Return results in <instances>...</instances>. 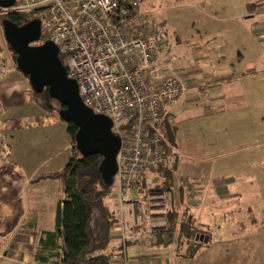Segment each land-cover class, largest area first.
Here are the masks:
<instances>
[{
  "label": "crops",
  "instance_id": "0c3cea01",
  "mask_svg": "<svg viewBox=\"0 0 264 264\" xmlns=\"http://www.w3.org/2000/svg\"><path fill=\"white\" fill-rule=\"evenodd\" d=\"M157 1L161 8L162 2ZM195 1L197 5L203 2ZM153 6L150 0L140 1V9H145L162 33L160 56L166 44L169 47L174 40L192 47L191 53V48L176 49L182 59L175 58L179 65L173 71L182 77H193L180 104L185 109L190 107L185 111L204 109L202 116L212 117L215 129L229 130L228 122L232 121L236 130L238 98L242 100L249 90L264 89V0H229L221 10L227 25L222 31L215 23L217 16L202 7L198 12L201 23L196 21L195 35L187 40L170 37L165 30L167 20L164 16L161 20L154 19L152 13H157V7ZM224 35L227 37L223 38ZM3 73L0 77V264H61L64 241L57 233L60 183L48 177L38 178L55 174L67 165L72 155L67 124L57 113L47 114L34 103L29 80L13 65H4ZM164 116L174 126L173 114ZM250 118L254 119L253 114ZM176 139L179 146L177 131ZM178 151L175 148L179 154ZM215 170L213 164L197 168V175L203 176L191 178L197 184L192 198L187 200L203 211L201 219L195 218L198 227L208 228L212 235L208 245L205 243L191 257L184 243L163 239L143 228L139 240L123 243L112 196L118 221L112 228L110 249L122 246L123 253L112 257L110 264H227V261L233 264L236 259H229L230 251L221 243L225 234H235L239 241L250 238L252 245L255 243L252 248L258 247V239L264 235V217L259 219V214L247 204L238 205L247 202L243 195L250 191L240 189L241 181L253 178L233 177V174L214 177ZM178 180L174 179L177 201L180 200ZM218 224L217 230H211ZM245 235L251 236L243 238ZM229 240L225 243L234 245ZM255 250L251 260L257 264L263 258L259 247Z\"/></svg>",
  "mask_w": 264,
  "mask_h": 264
},
{
  "label": "built area",
  "instance_id": "2783aa9c",
  "mask_svg": "<svg viewBox=\"0 0 264 264\" xmlns=\"http://www.w3.org/2000/svg\"><path fill=\"white\" fill-rule=\"evenodd\" d=\"M141 0H15L0 13H28L41 22V40L53 42L80 97L96 114L108 116L121 139L113 197L124 243L140 229L166 231V193L130 196L166 158L157 125L183 98L191 81L160 61L162 33L140 13ZM0 62V77L3 76Z\"/></svg>",
  "mask_w": 264,
  "mask_h": 264
},
{
  "label": "rangeland",
  "instance_id": "374dc122",
  "mask_svg": "<svg viewBox=\"0 0 264 264\" xmlns=\"http://www.w3.org/2000/svg\"><path fill=\"white\" fill-rule=\"evenodd\" d=\"M160 1L162 2L161 8L158 7L159 2L157 0H150V3L154 5L153 7H157V13L152 14L154 15V19L159 18L161 20L164 16L165 20H167L165 30H167L170 37L174 38L178 36L182 40L191 39L195 35L196 21L198 24L201 23L198 21V16L200 15L198 12L202 7L206 8L210 14L217 16L214 20H217L215 23L218 29L220 28L222 31L227 26L224 22L226 17L224 16V12L221 14V10L227 5L229 0H203V2L198 5V2L195 0H182L181 2H177V0ZM140 11L141 14L145 16L149 15L145 12L144 8H141ZM5 15L6 14L0 13V48L2 49L0 62L2 66H4L6 62V65L13 64V56L6 45L1 27V22ZM226 37L225 35L223 36V38ZM226 45L228 44L226 43ZM180 46L185 47L186 50L191 48V53L192 47H190V44H183L181 42L176 43L175 40L169 43V47L166 44L164 50H161L160 61L164 66H170L171 70H175L176 66L179 65L175 58H177V60L182 59V57H178L176 54V49ZM4 60L7 61L4 62ZM182 61L184 64L185 60ZM184 78H188L191 82L193 81V77ZM245 80L241 81L244 85ZM255 91L252 99L250 97V99L246 100L248 94H245V98L238 103L239 110H237L236 114V122L238 119L236 130H234L235 124L232 121L228 122L229 126L227 128L229 130L220 131L219 128L215 129L212 126L213 122L210 120L212 117L208 116L205 118L202 116L204 109L201 111L194 109L185 111L190 109V107L185 109V106H182L180 103L185 97L187 90L180 102L176 106L166 110L165 115L171 116V114H173V124L178 133L179 154L176 162V170L172 174V178L183 180H188L192 177L201 178L203 175H197V168H203L204 164L216 165L214 177L215 175L222 176L223 174H233V177L243 175L253 178L248 181H246V178L243 179L240 184V189H250L248 193L243 195V199L247 201L244 203H248V206L259 214L258 218L260 219L264 217V89L259 88L258 91L256 89ZM241 102L243 103L241 104ZM247 108L251 111L248 112ZM192 110L194 112L189 114ZM251 113L254 116L253 120L250 118V115H252ZM203 125L208 128L205 129ZM161 176H163V174ZM160 178L158 173H154L147 177V182L149 185H152L159 182ZM129 193L132 197H138L137 189H131ZM251 200H256L257 202L251 203ZM189 207L191 208L190 204ZM116 210L119 215L118 225L121 232V215L118 207ZM192 210L194 212V217L197 216L201 219L203 213L201 208ZM215 230L217 229L214 228V231ZM159 233H164V231L162 230ZM246 236L250 237L251 235H245L243 238ZM262 237H264V235H261L260 239H258V247L261 252L260 257L263 258V260L261 259L257 264H264V238L262 239ZM228 239H231L229 241H234V245H232V243L229 244L231 247L225 243ZM221 243H223L224 249L228 248L230 251L229 256L231 258L229 257V259H236L237 261H235L239 264H256L255 260L252 261L251 259L252 254L256 252L255 248L258 247L252 248V246H255V243L252 245L250 238L249 240L245 238L243 241H239V239H236L235 234H225V237L221 238ZM183 245H185L188 250L189 245L187 243ZM219 247H221L222 251V246ZM215 250H218V246L217 249H214L213 256L216 255L214 254ZM245 256L246 258H242ZM235 261L233 264H236Z\"/></svg>",
  "mask_w": 264,
  "mask_h": 264
},
{
  "label": "trees",
  "instance_id": "16d2710c",
  "mask_svg": "<svg viewBox=\"0 0 264 264\" xmlns=\"http://www.w3.org/2000/svg\"><path fill=\"white\" fill-rule=\"evenodd\" d=\"M4 20L23 26L32 21L33 16L28 13L6 14L1 22L2 30ZM6 45L13 56L12 65L17 69V55L7 42ZM1 56L2 49L0 48ZM60 59L65 65L64 60L61 57ZM6 61L4 60V62ZM249 74L252 73L249 72ZM25 77L28 79L27 76ZM255 92V90L247 91L246 100L250 99V97L252 99ZM33 100L47 114L57 113L59 115L62 109L61 104L50 97L47 89L42 93L33 91ZM242 100L238 98V102ZM247 111L250 112L251 110L247 108ZM66 124L67 133L72 143V155L67 165L55 174L38 178L48 177L56 179L60 183L61 202L57 212V233L64 241L63 255L60 262L61 264H110L112 257L120 256L123 253L122 246L116 250L110 249L112 228L118 221L117 212L112 207L114 182L108 184L104 181L100 171L103 158L100 155L85 157L79 153L75 143L77 128L72 123ZM154 129H157L162 136L165 148L166 158L163 166L158 171V175L161 176L163 174L161 176L162 182L159 181L149 185L147 177L150 175H148L136 189L138 192L140 190L145 192L140 195L142 197L151 193H166L170 195V201L163 211L167 221L166 231L164 233L157 232L156 235L163 239H169V241H178L179 244L187 243L189 245L188 256L194 257V254L198 253L199 248L205 245L204 242L196 240L197 235L209 237L206 245L212 240V235L209 234L208 228L202 229L196 224V218L192 210L196 209V206L192 205L191 202L190 208L188 204L189 199L192 198L194 186L197 183L191 179L178 180L180 183V185L177 183L180 190V200H176L174 193L175 181L172 178L178 159V153L175 152V148L178 149L179 147L176 139V129L165 116ZM241 204L245 205V203H238L239 206ZM246 204L248 206V203ZM218 227L219 224L212 227L211 230Z\"/></svg>",
  "mask_w": 264,
  "mask_h": 264
},
{
  "label": "water",
  "instance_id": "95a60500",
  "mask_svg": "<svg viewBox=\"0 0 264 264\" xmlns=\"http://www.w3.org/2000/svg\"><path fill=\"white\" fill-rule=\"evenodd\" d=\"M15 0H0V8L7 9ZM4 38L17 55V69L28 77L35 93L47 89L51 98L62 106L60 118L77 128L75 143L82 156L100 155V171L104 181L114 182L118 173V153L121 139L113 132L112 120L96 114L87 107L79 94L78 83L67 75L59 57L58 47L51 41L36 45L41 40V22L38 19L18 26L3 21ZM196 240L208 243L209 237L197 235Z\"/></svg>",
  "mask_w": 264,
  "mask_h": 264
},
{
  "label": "flooded vegetation",
  "instance_id": "af4514ba",
  "mask_svg": "<svg viewBox=\"0 0 264 264\" xmlns=\"http://www.w3.org/2000/svg\"><path fill=\"white\" fill-rule=\"evenodd\" d=\"M2 65V64H1ZM3 67V69H4V66H2Z\"/></svg>",
  "mask_w": 264,
  "mask_h": 264
}]
</instances>
